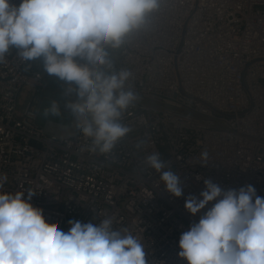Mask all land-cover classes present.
Here are the masks:
<instances>
[{
	"label": "built area",
	"instance_id": "obj_1",
	"mask_svg": "<svg viewBox=\"0 0 264 264\" xmlns=\"http://www.w3.org/2000/svg\"><path fill=\"white\" fill-rule=\"evenodd\" d=\"M110 54L117 69L131 71L128 86L139 99L122 119L131 131L108 155L89 151L81 131L63 140L45 135L31 101L20 103L23 90L44 89L42 61L6 54L0 193L27 199L35 191L33 206L65 229L71 220L98 226L111 217L142 243L147 264H187L180 236L215 203L195 216L184 207L204 179L223 190L252 185L264 197V0H161L144 28ZM152 153L179 174L180 198L147 165Z\"/></svg>",
	"mask_w": 264,
	"mask_h": 264
},
{
	"label": "clouds",
	"instance_id": "obj_2",
	"mask_svg": "<svg viewBox=\"0 0 264 264\" xmlns=\"http://www.w3.org/2000/svg\"><path fill=\"white\" fill-rule=\"evenodd\" d=\"M161 0H0V63L16 49L26 62L42 61L44 71L65 85L66 109L76 129L91 141L89 151L111 154L131 128L123 116L139 96L128 86L129 69H117L110 50L147 24ZM61 115L53 100L43 113ZM137 148L141 144L136 145ZM207 152L202 159L207 161ZM164 189L183 195L179 174L159 153L146 158ZM207 164V162L201 163ZM169 169V170H166ZM201 179V177H197ZM0 179V187H3ZM199 197L184 207L195 216L215 201L179 239L178 256L187 264H264V197L252 185L223 190L204 179ZM36 192L0 193V264H147L142 243L111 217L100 224L46 221L30 202Z\"/></svg>",
	"mask_w": 264,
	"mask_h": 264
},
{
	"label": "rangeland",
	"instance_id": "obj_3",
	"mask_svg": "<svg viewBox=\"0 0 264 264\" xmlns=\"http://www.w3.org/2000/svg\"><path fill=\"white\" fill-rule=\"evenodd\" d=\"M65 85L55 76L46 74L45 87L34 96L26 90L20 95L21 107H24L28 101H31L33 109L36 111V125L49 137H55L59 140L74 137L80 131L76 129L74 118L64 109V102L67 99L63 95ZM53 100L59 102L61 108L60 116L49 114L45 116L44 110L50 107ZM62 209V207H61Z\"/></svg>",
	"mask_w": 264,
	"mask_h": 264
}]
</instances>
